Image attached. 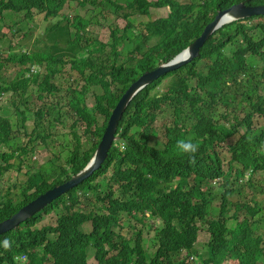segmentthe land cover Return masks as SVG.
I'll list each match as a JSON object with an SVG mask.
<instances>
[{"label": "trees", "instance_id": "trees-1", "mask_svg": "<svg viewBox=\"0 0 264 264\" xmlns=\"http://www.w3.org/2000/svg\"><path fill=\"white\" fill-rule=\"evenodd\" d=\"M69 1L72 0H0V16L5 11L23 12L27 18H32L35 12L42 13V24L59 18L52 27L66 21L70 38L68 47L59 52L47 46L43 38H36L24 52H9L6 61L18 62L21 68L8 83L2 81L0 60V97L11 93V106L25 107L20 112L22 122L28 115L33 121L30 133L22 125L24 136L28 137L25 145L16 143L10 152L0 151V174L11 170L16 180L19 176L23 178L22 183L16 181L9 185L7 193L0 198V222L86 166L98 147L112 110L130 84L182 52L219 11L240 2L264 4V0H182L178 3L131 0L121 5L114 0L113 12L122 18L136 13L148 15L151 8L168 7L169 13L138 24L135 35L129 32L131 22L121 29L112 28V39L100 44L89 37L93 31L88 29L90 25L98 27L100 14L95 12L87 19L76 14L66 17L61 11ZM75 1L81 6L85 2L93 5L99 2L101 7L106 0ZM261 19L264 16L224 25L222 28H235L222 37L219 28L196 58L143 89L119 121L118 139L100 169L18 228L0 235V264H88L89 247L94 249L96 264H186L189 257L198 258L199 264H264V244L261 246L264 233L258 234L264 230V218L254 221L243 217L233 227L228 226L229 199L235 191L232 184L222 192L219 217L208 218L211 198L208 182L224 176V162L228 171H234L237 181L248 171L264 172V126L257 134L252 132L253 117L264 122V35L258 38L253 35L255 30L264 32V22L248 24ZM117 30L122 32L121 36L116 35ZM120 40L125 46L132 45L129 57L123 62L117 59L120 53L116 47ZM5 41L2 34L0 55ZM34 43L41 44L32 48ZM94 44L100 50L91 53ZM248 57L259 59L262 67L256 70L255 65L247 63ZM37 66H42L41 76L35 72ZM256 71L261 81L253 85L248 81V91L243 95L251 110L241 116L235 113L236 91L241 80ZM61 79L67 83L64 90L67 96L71 95L66 109L70 108L74 116L71 124L74 142L66 150L64 165L58 164V155L49 159L57 167L54 177L48 179L50 176L40 171L30 174L29 169L22 174L21 166L35 152L33 141L51 146V113L57 115L56 123H64L60 89L54 84ZM167 80V85L160 90ZM30 85L36 86L39 93H46L51 102L31 110L28 106ZM260 89L263 94L259 93ZM89 91L95 99L91 108L85 103ZM98 115L103 117L101 125L97 124ZM162 119H169V125L160 138L156 121ZM220 119L228 120L229 124L221 123ZM77 125L83 127L84 143L75 131ZM241 126L245 127L243 133L238 132ZM20 133V129L13 130L7 117L0 116V147L8 146ZM188 138L198 144L195 164H189V155L179 154L175 148L177 140ZM121 142L126 145L124 150L116 147ZM98 178L103 181L98 183ZM15 194L17 200L11 197ZM242 207L252 216L259 213L258 205L251 207L249 203L235 206L234 211ZM53 212L56 213L54 222L43 219ZM126 218L142 224L133 238L120 231H127L122 225ZM155 220H160L161 225L148 238ZM43 222L41 227L36 226ZM200 222L206 223L210 234L205 258L195 252ZM86 224H90L88 232L83 229ZM153 249V253L148 252Z\"/></svg>", "mask_w": 264, "mask_h": 264}, {"label": "rangeland", "instance_id": "rangeland-1", "mask_svg": "<svg viewBox=\"0 0 264 264\" xmlns=\"http://www.w3.org/2000/svg\"><path fill=\"white\" fill-rule=\"evenodd\" d=\"M114 0H106L104 5L100 7L99 2L98 4L93 5L90 2H85L83 6H81L77 1L72 0L67 3H65L61 14L65 15L66 17L74 16L75 14L82 17V18H89V16L93 15L95 12L100 14V17L97 18L98 27H93L94 25L88 26V29H91L93 32L89 34V37L93 40H96V42L100 44H105L110 41V37L112 39V36L110 34L112 28L121 29L127 24L128 22H131V26L129 32L132 33V35H135L136 32L134 29H137V25L140 23L147 22L149 20H155L158 18L166 17L169 13L167 7L163 8H151L150 13L148 15H139L136 13L135 16L124 18L119 17L113 12V7L111 5V2ZM119 4L124 5L126 2H130L131 0H116ZM148 2H158L162 0H147ZM175 2H182V0H174ZM44 14L36 12L34 13V16L32 18H27L25 16V13L16 14L11 11H5L2 16H0V37L2 34L5 35L6 41L2 43V50L0 55V60L2 64V71H1V78L4 83H8L9 81L13 80L15 78V73L18 72L21 68L20 64L18 62H10L6 61V58L8 57L9 52H12L14 54H19L21 52H24L27 50V48H30L32 43L35 41L36 38L38 39H44L48 44L47 46L51 47L52 50H57V52L60 51V49H66L68 46H66L67 41L69 38V33L67 30V27L65 26L66 21L58 24L57 27H52L54 23L58 21L59 18H56L54 20L48 19L45 23L42 24ZM99 16V15H98ZM255 22H264L263 19L261 20H252L249 25H252ZM48 25L47 27H44L45 25ZM40 27V29H39ZM223 27V26H222ZM220 28L221 37L225 36L226 34H230L233 32L235 26H229ZM43 28V29H42ZM42 29V30H41ZM25 34V36H23ZM122 32L120 30H117L116 35L121 36ZM253 35L258 38L264 35V32L260 30H255L253 32ZM72 39V38H71ZM84 40H82V43ZM41 43H34L33 47L39 46ZM51 45H54L55 48H53ZM94 47L91 48V53H95L100 50V47L96 44L93 45ZM132 45H123V41L120 40V45H118L116 48L119 50L120 55L117 57L118 61L123 62L126 61L129 57V51L131 49ZM31 48V49H32ZM97 48V49H96ZM229 49V47L227 48ZM106 50H103V52ZM88 54H86L87 56ZM80 55L78 54L77 57ZM247 63L255 65L257 67L256 70H259L262 67V63L259 59H252L247 58ZM33 72V71H31ZM35 72L41 76V73H43L42 66H37L35 68ZM34 73V72H33ZM41 80V79H40ZM39 80V81H40ZM169 80L162 83L160 86V90H162L168 83ZM248 81H250V84L253 85L255 82L261 81V76L259 71H256L253 76H247L244 79L241 80L240 88L236 91V97L238 104L236 105V111L235 113H239L241 116H243L246 112H249L250 105L245 99V95L243 93H247L248 91ZM57 87H59L60 92H58L59 96L61 97V102L63 104V112L66 117L63 118V125H60L54 121V118L57 117V115H54L51 113V116L49 117V121L52 122L53 127L51 128V135L49 140L51 141L50 145L46 147L43 144H40L39 141H33L32 146L35 147V152L32 153V155H29V159L24 163L22 167V174L26 172V170H30V174L35 172H42L48 177V179L54 177L53 171L55 166H53L50 162L51 156L56 157L59 156L58 164L64 165L65 163V154L66 150L71 149V145L73 144L74 140L71 136V124L74 121V116L72 115V111L70 108L66 109V102L67 100H70L71 95L67 96V93L64 91L67 87V83L65 80L61 79L56 83H54ZM31 88L29 90V99H28V106L31 110H36L41 107L43 103L48 104L51 102V99L46 93L41 94L37 90L36 86L30 85ZM62 86L64 88H62ZM94 91L95 89L92 88ZM260 94H263V91L259 90ZM10 95L11 93L4 94L2 97H0V116L7 117L13 127V130H21V133L19 136L14 138L13 142L9 141L8 146H2L0 147L1 152H10L14 149V146L16 143L25 145L28 137L24 136V129L22 125L25 126L28 133L32 130V118L30 115H28L27 119L22 122V118L20 116V112L22 109H24V106L19 107V109H14L13 106L10 104ZM95 99L94 94L92 91H89L85 98V103H87L88 107L91 108L94 105ZM168 117V116H167ZM48 120H45V123H47ZM103 122V117L99 116L97 117V124L101 125ZM158 124V132L159 137L163 138L165 127L169 122V119H162L156 121ZM221 123H225V125H228V120L220 119ZM264 126V122L261 120L256 119V117H253L252 119V132L257 134L261 127ZM82 130L83 127L81 125H77L75 128V131L80 135L81 143H84L85 138H82ZM245 131V127L241 126L238 129V132L243 133ZM116 143V142H115ZM83 145V144H82ZM24 160L25 157H24ZM55 164V163H54ZM223 170L225 172L224 176L216 181L210 182V191H211V198H210V208L208 210V218H218L219 217V206L221 203V195L222 192H224L225 189L230 187V184H232V188L235 189L234 193L231 195L229 199V211L227 212L226 218L228 219V226L233 227L238 220H241L243 217L252 218L254 221L256 220H262L264 218V195L262 194V190H264V172L258 171L256 173H251V171H248L245 173L242 179H238V181L235 179V175L233 174L234 171H228L227 163L224 162L222 164ZM11 170L5 172L3 175L0 174V198H3L4 193H7L9 189V185L12 183L18 181V183H22L23 178L19 176V179L16 180L15 176L11 175ZM111 173V172H110ZM110 173L107 175L109 176ZM102 178H98L97 182H102ZM250 183V184H249ZM13 192V191H12ZM14 193V192H13ZM16 196H11L14 198V200H17V194ZM255 202V203H254ZM245 203H249L251 207H254L258 205L259 207V213L256 216H252L245 207L238 208L237 211H234L235 206H242ZM247 206V205H246ZM236 214L234 217L233 214ZM56 213H50L43 216V219H48L50 222H54ZM147 216V215H146ZM264 220V219H263ZM147 221V218L145 219V222ZM263 222V221H262ZM43 223H38L36 226L39 228L41 227ZM122 225L127 228V231L120 230L123 235H127L128 238H133L137 230L142 228V224L140 222H137L133 219L128 220L127 218L122 222ZM161 225L160 220H155L152 223V227H150V231L148 232L147 237L151 238L156 234V228ZM261 225V224H260ZM83 229L88 232L90 231V224H86ZM264 233V230L261 229L258 231V234L262 235ZM209 231L207 230V225L204 222L199 223V231H198V237H197V243L195 244V252L200 253L202 257H206V247L209 240ZM264 244V242L261 243V246ZM148 252L153 253V250H149ZM185 252L182 253V256H184ZM94 249L88 248L87 250V261L88 264H96L94 260ZM194 258V259H193ZM38 260L37 262H39ZM186 264H199L198 258L195 257H189L186 261ZM226 264H230L229 262H226Z\"/></svg>", "mask_w": 264, "mask_h": 264}, {"label": "water", "instance_id": "water-1", "mask_svg": "<svg viewBox=\"0 0 264 264\" xmlns=\"http://www.w3.org/2000/svg\"><path fill=\"white\" fill-rule=\"evenodd\" d=\"M254 16H264V4L246 5L244 2H240L228 7L227 9L219 11L215 15L214 19L205 26L201 35L190 43L182 52L175 56L171 61L160 64L154 70L144 73L135 82L130 84L122 97L119 99L115 108L112 110L98 147L86 166L63 184L47 190L45 193L41 194L36 199L22 207L11 217L0 222V235L18 228L21 223L33 217L36 213L50 205L61 195L75 188L88 179L95 171L100 169L106 160L113 143L118 139L116 131L119 121L121 120L130 102L143 89L165 74L178 69L190 62L192 59L196 58L208 38L222 26Z\"/></svg>", "mask_w": 264, "mask_h": 264}, {"label": "clouds", "instance_id": "clouds-1", "mask_svg": "<svg viewBox=\"0 0 264 264\" xmlns=\"http://www.w3.org/2000/svg\"><path fill=\"white\" fill-rule=\"evenodd\" d=\"M261 5H263V4H261ZM168 11H169V8H168ZM33 70H34V68H33ZM116 147L120 148L121 150H124L126 148V145H125V143L121 142V143L117 144ZM175 148L179 154L189 155V160H188L189 164H195L196 163L195 153L198 150V144L194 143L192 138L177 140L176 144H175ZM216 180L217 179L212 180V181H216ZM212 181H209L208 183H210Z\"/></svg>", "mask_w": 264, "mask_h": 264}, {"label": "built area", "instance_id": "built-area-1", "mask_svg": "<svg viewBox=\"0 0 264 264\" xmlns=\"http://www.w3.org/2000/svg\"><path fill=\"white\" fill-rule=\"evenodd\" d=\"M21 260H24V257H22Z\"/></svg>", "mask_w": 264, "mask_h": 264}]
</instances>
